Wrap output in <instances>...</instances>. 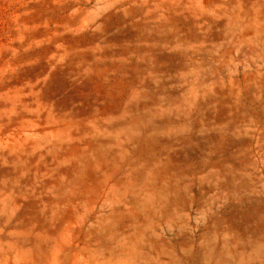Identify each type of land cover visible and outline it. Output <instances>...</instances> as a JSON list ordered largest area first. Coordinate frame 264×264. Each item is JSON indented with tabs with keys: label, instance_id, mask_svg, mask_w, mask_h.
I'll list each match as a JSON object with an SVG mask.
<instances>
[{
	"label": "rangeland",
	"instance_id": "obj_1",
	"mask_svg": "<svg viewBox=\"0 0 264 264\" xmlns=\"http://www.w3.org/2000/svg\"><path fill=\"white\" fill-rule=\"evenodd\" d=\"M0 264H264V0H0Z\"/></svg>",
	"mask_w": 264,
	"mask_h": 264
}]
</instances>
